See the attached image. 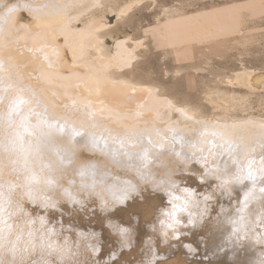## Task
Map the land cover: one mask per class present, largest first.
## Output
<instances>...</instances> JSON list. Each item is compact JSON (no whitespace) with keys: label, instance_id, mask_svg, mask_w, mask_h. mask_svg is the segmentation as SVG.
<instances>
[{"label":"clouds","instance_id":"obj_1","mask_svg":"<svg viewBox=\"0 0 264 264\" xmlns=\"http://www.w3.org/2000/svg\"><path fill=\"white\" fill-rule=\"evenodd\" d=\"M216 4L0 0V264H264V67L240 55L242 71L213 77L196 102L109 74L129 95L148 89L121 111L77 91L90 90L92 69L78 64L80 44L68 45L69 34H88L81 21L92 13H113L100 17V40L138 10L160 9L142 23L146 34ZM230 6L257 21L264 49V0ZM227 30L218 24L200 39ZM113 37L108 51L118 56L129 37ZM242 73L250 85L235 110L228 101L241 94L226 82ZM69 80L72 91L62 87Z\"/></svg>","mask_w":264,"mask_h":264},{"label":"rangeland","instance_id":"obj_2","mask_svg":"<svg viewBox=\"0 0 264 264\" xmlns=\"http://www.w3.org/2000/svg\"><path fill=\"white\" fill-rule=\"evenodd\" d=\"M120 2L121 0H117V3ZM166 2L170 0H158V3ZM230 4L231 0H217L216 6L206 12L182 10L177 15L167 17L164 29L153 27L146 34L142 33V23L151 24L152 16L159 15L160 9L138 10L112 32L120 31L122 35L142 42L140 57L144 59L135 69L132 68L134 76L150 84L163 83L169 88L170 95L186 97L196 102L200 99L204 85L210 84L213 77L230 76L234 71H242L237 59L240 55L250 54L246 55L244 61L246 67H264V49L259 35L254 33L257 21L250 18L248 11L231 7ZM218 24H226L228 30L212 40H201V33L191 39L186 36L191 34L188 29L195 33L204 26L209 29ZM231 29L236 30L233 32ZM250 32L252 34L248 35ZM241 33L245 35L241 36ZM174 69L184 71L182 74L178 73L175 79L162 80L165 70L171 72ZM226 85L228 90L241 94L228 104L232 109H242L245 104L242 97L248 88L237 83L234 78H230Z\"/></svg>","mask_w":264,"mask_h":264},{"label":"bare ground","instance_id":"obj_3","mask_svg":"<svg viewBox=\"0 0 264 264\" xmlns=\"http://www.w3.org/2000/svg\"><path fill=\"white\" fill-rule=\"evenodd\" d=\"M111 13V11H108L102 14L92 13L85 16L84 20L81 22L89 23L91 25V29L88 34L84 35L82 38L76 34H69L67 39L69 46L73 43L80 44V50L75 53L78 56V64L92 69L91 75L93 84L90 86V90L84 89L83 85H81V88L77 91H82L84 95L89 96L94 103L103 106H111L113 108H118L121 111H125L132 107L135 100L143 98V96L147 94L148 89L137 88L134 91V95H129V91L126 86L114 84L110 79H108V75L133 76L137 80L142 81L144 84L150 83L140 80L138 77L133 75L135 71L133 72L132 65L141 55L140 50L143 45L141 41H137L128 35H123L129 37V39L125 44L120 46L122 49L120 55L112 56L109 53V51L112 50L110 48L111 46L106 42L111 41L114 38V32L102 31L100 32L101 39H96L95 29L102 25L100 17L110 16ZM126 14L127 13H125V15ZM212 28L209 29L211 30ZM209 29L204 26L201 30H198V32L195 33H192L193 31L188 29V33L191 34L186 36L191 39L197 34L200 35V33L203 34L209 31ZM231 30L234 32L236 29ZM93 48L98 52V57H91L89 55V51ZM62 68L72 72L77 71L76 68L67 64L63 65ZM234 80L249 89L250 76L246 77L242 73L238 78H234ZM73 84L74 80H69L62 82V87L68 91H72ZM229 101H231V99ZM225 111H228V108H225Z\"/></svg>","mask_w":264,"mask_h":264}]
</instances>
